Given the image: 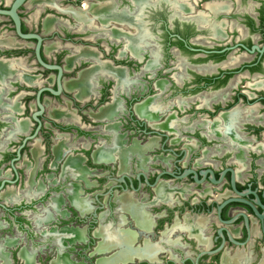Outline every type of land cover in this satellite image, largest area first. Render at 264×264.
<instances>
[{
	"label": "flooded vegetation",
	"instance_id": "1",
	"mask_svg": "<svg viewBox=\"0 0 264 264\" xmlns=\"http://www.w3.org/2000/svg\"><path fill=\"white\" fill-rule=\"evenodd\" d=\"M27 1L60 72L0 14L37 79L0 103V264H260L264 0Z\"/></svg>",
	"mask_w": 264,
	"mask_h": 264
},
{
	"label": "crops",
	"instance_id": "2",
	"mask_svg": "<svg viewBox=\"0 0 264 264\" xmlns=\"http://www.w3.org/2000/svg\"><path fill=\"white\" fill-rule=\"evenodd\" d=\"M3 2L7 3L9 0H3ZM40 5V0H28L24 4L21 10V15L22 21L26 26L31 27L36 23ZM3 19L4 18L0 17V22L1 20L3 21ZM42 20V25L46 29L51 28L52 24L55 22V18L50 15H45ZM28 46V42L16 39L9 31L0 29V50ZM48 50V45H46L44 47V52L47 54ZM35 69L36 68L32 65L27 56L15 58L0 57V103L3 104L2 99L4 95L16 89V85L33 86L36 84V75L32 74ZM10 108L14 110L11 105H8V108L6 107V109Z\"/></svg>",
	"mask_w": 264,
	"mask_h": 264
},
{
	"label": "water",
	"instance_id": "3",
	"mask_svg": "<svg viewBox=\"0 0 264 264\" xmlns=\"http://www.w3.org/2000/svg\"><path fill=\"white\" fill-rule=\"evenodd\" d=\"M25 0H12L11 3L9 4V6L7 8H0V14L2 15H6L10 18L12 24H13V30H14V33L22 38V39H34L35 40V44H34V47H33V53H34V57L36 59V61L43 67L45 68H53V67H56L57 70H58V74L60 72V69L58 66H53V65H50V64H47L45 62H43L39 56V46H40V41H41V38L40 36L37 34V33H34V32H21L20 30V21H19V17H18V14H17V8L24 2ZM46 90H48L47 88H44ZM40 107V106H39ZM33 118H35L34 114L32 115ZM232 184V183H231ZM233 186V184H232ZM237 192V191H236ZM228 200H236V201H242V202H245L244 200L242 199H239V198H230ZM258 202V200H256ZM223 204V203H222ZM222 204H219L217 205V211H219L220 207L222 206ZM262 207V212L261 213H258L256 210L253 209L254 213L256 214L257 218L262 222L263 220V217H264V206H261ZM241 217L244 219V223H245V226L247 227V220H246V217L244 216V214H240ZM234 219L233 218H230L229 220L225 221L226 223H229L231 222L232 220ZM222 227L219 228L217 230L218 233H220ZM228 239L230 241H233L234 243H236V241L232 240L230 238V236L228 235ZM222 247V243L214 250L215 252L220 250Z\"/></svg>",
	"mask_w": 264,
	"mask_h": 264
},
{
	"label": "bare ground",
	"instance_id": "4",
	"mask_svg": "<svg viewBox=\"0 0 264 264\" xmlns=\"http://www.w3.org/2000/svg\"><path fill=\"white\" fill-rule=\"evenodd\" d=\"M86 2V1H85ZM84 4H86V3H84ZM83 4V5H84ZM85 7V6H84ZM84 9V8H83ZM75 10V9H74ZM79 16V15H78ZM77 17V16H76ZM236 141V140H235ZM231 142V141H230ZM264 143V142H263ZM166 191V190H165ZM166 193V192H165ZM156 194V193H155ZM164 195H166V194H164ZM160 196V195H159ZM129 199V198H128ZM129 203V202H128ZM78 205V204H77ZM124 208V207H123ZM129 208V207H128ZM133 208V207H132ZM134 208H136V207H134ZM140 208V207H139ZM132 212V211H131ZM139 212V211H138ZM131 216V215H130ZM186 218V217H185ZM139 219V218H138ZM145 219V218H144ZM144 219L142 220V223L144 222ZM198 219V218H197ZM200 219V218H199ZM177 221V220H176ZM202 221V220H201ZM184 222V221H183ZM151 223V222H150ZM143 224H145V222L143 223ZM182 225H184V224H182ZM195 225V224H194ZM177 226V225H176ZM191 226V225H190ZM174 227V226H173ZM192 227H193V225H192ZM169 230V229H168ZM171 230V229H170ZM198 231V230H197ZM117 233V232H116ZM120 233V232H119ZM118 233V234H119ZM125 233H126V231H125ZM122 234V233H121ZM124 234V233H123ZM163 234V233H162ZM161 234V235H162ZM169 234V233H168ZM199 234V233H198ZM128 235V234H127ZM190 235V234H189ZM124 236V235H123ZM194 236V235H193ZM127 237H129V236H127ZM162 237V236H161ZM164 237V236H163ZM195 237V236H194ZM111 238V237H110ZM126 238V237H125ZM124 238V239H125ZM176 238V237H175ZM129 239V238H128ZM162 239V238H161ZM174 239V238H173ZM199 239V238H198ZM116 240H117V238H116ZM105 241V240H104ZM119 241V240H118ZM127 241V240H126ZM166 241V240H165ZM196 241V240H195ZM109 242V241H108ZM107 242V243H108ZM170 242V241H169ZM104 243V242H103ZM119 243V242H118ZM105 244V243H104ZM200 244H201V241H200ZM204 244V243H203ZM123 246V245H122ZM130 246V245H129ZM144 247H146L145 246V244L143 245ZM127 247V246H126ZM156 247V246H155ZM100 248H101V245H100ZM106 248V247H105ZM109 248V247H108ZM118 248V247H117ZM153 248V247H152ZM152 248H151V250H152ZM135 249V248H134ZM137 249V248H136ZM144 249V248H143ZM142 249V250H143ZM126 250V249H125ZM262 250V249H261ZM138 250H136V252H137ZM141 251V250H140ZM127 252V251H126ZM129 252V251H128ZM237 252V251H236ZM241 252V251H240ZM225 253V252H224ZM229 253V252H228ZM262 253V252H261ZM117 254V253H116ZM115 254V255H116ZM124 254V253H123ZM122 254V255H123ZM226 254V253H225ZM263 256L260 258V261H259V263L260 264H264V249H263ZM125 255V254H124ZM229 255V254H228ZM234 255V254H233ZM125 256H127V254L125 255ZM125 256H124V258H125ZM138 256V255H137ZM232 256V255H231ZM237 256H239V254L237 253ZM225 257H226V255H225ZM111 258V257H110ZM145 258V257H144ZM154 258V257H153ZM119 259V258H118ZM123 259V258H122ZM220 259H222V264H233V263H235L236 262V255L235 256H232V257H230V258H228V260H227V262L225 261L226 259L224 258V256L222 257V258H220ZM124 260V259H123ZM238 260V259H237ZM101 261V260H100ZM108 261V260H107ZM110 261V260H109ZM152 261V260H151ZM154 261V260H153ZM239 261H240V258H239ZM103 262V261H102ZM117 262V261H116ZM115 262V263H116ZM66 264V263H65ZM99 264V263H98ZM108 264V263H107ZM111 264V263H110Z\"/></svg>",
	"mask_w": 264,
	"mask_h": 264
},
{
	"label": "rangeland",
	"instance_id": "5",
	"mask_svg": "<svg viewBox=\"0 0 264 264\" xmlns=\"http://www.w3.org/2000/svg\"><path fill=\"white\" fill-rule=\"evenodd\" d=\"M262 244H264V241H262ZM248 250H249L248 248H245V252H247ZM251 252L255 253V255H256V253H257L256 248H253V250H251ZM249 253H250V251H249ZM248 256H249V261H248L249 263L248 264H255L256 260L254 261V259H255L254 256H252V257H250V255H248ZM216 258H217V255H214V256L211 257L212 260H216Z\"/></svg>",
	"mask_w": 264,
	"mask_h": 264
}]
</instances>
